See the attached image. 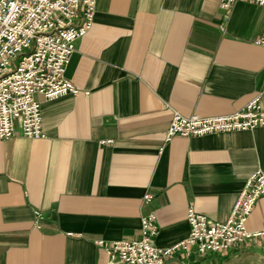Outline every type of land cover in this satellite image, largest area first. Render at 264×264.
<instances>
[{"label":"crops","instance_id":"obj_1","mask_svg":"<svg viewBox=\"0 0 264 264\" xmlns=\"http://www.w3.org/2000/svg\"><path fill=\"white\" fill-rule=\"evenodd\" d=\"M263 25L264 5L246 0L226 14L220 0H95L63 70L77 93L34 94L42 134L0 137V264H107L96 240L137 236L149 211L159 246L187 234L188 206L225 220L246 176L264 172V125L163 132L173 110L224 114L252 98ZM246 228L261 232L163 264H264V196Z\"/></svg>","mask_w":264,"mask_h":264},{"label":"built area","instance_id":"obj_2","mask_svg":"<svg viewBox=\"0 0 264 264\" xmlns=\"http://www.w3.org/2000/svg\"><path fill=\"white\" fill-rule=\"evenodd\" d=\"M234 0H220L226 14ZM264 5V0H246ZM95 0H0V137L15 128L21 135L37 137L40 128L39 101L34 94L50 99L63 93H77V88L63 75L74 41L90 26ZM264 45V25L255 39ZM260 88L241 108L229 113L201 115L172 111L163 132L171 135H199L214 131L249 129L264 125ZM85 92V91H84ZM260 196H264V172L254 170L244 179L227 218L213 220L186 209L187 234L167 246L154 241L157 231L153 211L139 217L138 234L101 244L107 264H163L173 252L206 253L227 250L261 231H249L246 220ZM150 194H143L148 200ZM40 217L33 210V221ZM264 232V229L262 230Z\"/></svg>","mask_w":264,"mask_h":264}]
</instances>
